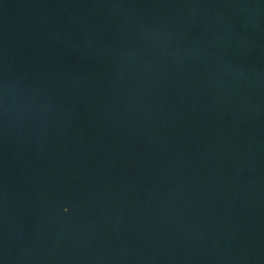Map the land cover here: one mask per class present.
Returning <instances> with one entry per match:
<instances>
[{"label":"water","instance_id":"water-1","mask_svg":"<svg viewBox=\"0 0 264 264\" xmlns=\"http://www.w3.org/2000/svg\"><path fill=\"white\" fill-rule=\"evenodd\" d=\"M0 264H264V0H0Z\"/></svg>","mask_w":264,"mask_h":264}]
</instances>
